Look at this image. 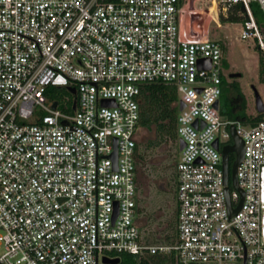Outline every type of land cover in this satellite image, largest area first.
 Masks as SVG:
<instances>
[{
	"label": "built area",
	"instance_id": "2783aa9c",
	"mask_svg": "<svg viewBox=\"0 0 264 264\" xmlns=\"http://www.w3.org/2000/svg\"><path fill=\"white\" fill-rule=\"evenodd\" d=\"M211 1L225 17L241 5V39L264 54L251 8L264 12V0ZM193 13L191 0H0V264H104L121 254L264 264V121L221 114L224 45L189 26ZM156 82L185 105V147L171 242L154 244L137 221V147L142 88ZM52 88L74 99L61 104ZM232 125L245 141L233 216L242 194L229 184L227 195L222 152Z\"/></svg>",
	"mask_w": 264,
	"mask_h": 264
},
{
	"label": "rangeland",
	"instance_id": "374dc122",
	"mask_svg": "<svg viewBox=\"0 0 264 264\" xmlns=\"http://www.w3.org/2000/svg\"><path fill=\"white\" fill-rule=\"evenodd\" d=\"M211 0H197L194 9L202 14V18L189 26L198 31L202 38L218 40L224 45L227 66L228 82L237 80L247 96L249 114H258L255 104L253 86L256 87L264 99V83L259 78V49L254 47L252 39H241V23L223 22L225 17L219 9L212 5ZM259 24H264V12L258 3H252ZM231 73H241L242 77L233 79ZM53 99L61 104L74 96L66 89L53 88ZM222 102V98H221ZM156 138L154 129H142L139 133L138 143L144 155L138 165L139 211L137 221L143 232L145 240H165L167 235H172L176 224L177 201V171L178 157L170 143H162L155 148H150L151 141ZM234 154V153H232ZM160 257V256H159ZM144 264H167L165 261L157 263L155 256L139 260Z\"/></svg>",
	"mask_w": 264,
	"mask_h": 264
},
{
	"label": "trees",
	"instance_id": "16d2710c",
	"mask_svg": "<svg viewBox=\"0 0 264 264\" xmlns=\"http://www.w3.org/2000/svg\"><path fill=\"white\" fill-rule=\"evenodd\" d=\"M243 9L238 5L230 10L228 17H221L223 22L241 23L243 17L239 12ZM259 78L264 83V54L259 51ZM225 66L227 62L225 61ZM53 90L50 89V92ZM222 102L220 112L223 117L229 121L241 122L244 125L255 126L261 121H264V113L250 115L249 102L247 96L242 90L241 84L234 80L232 83L228 82V78H224L222 87ZM221 100V99H220ZM140 131L142 129H154L156 138L151 141L150 148H155L162 143H170L175 150L176 155L180 153L179 137H178V116L180 113V101L177 94V89L174 86L166 85L164 83L156 82L143 86L140 97ZM144 157L140 143L137 147V165L140 159ZM179 160V157H178ZM178 160L176 162L178 163ZM235 160V154L230 155V164ZM148 241V240H147ZM150 243L171 242V236L167 235L165 240H152ZM119 264H144L139 259L131 254L119 255ZM157 263L162 260L167 264H173L170 259L155 256Z\"/></svg>",
	"mask_w": 264,
	"mask_h": 264
},
{
	"label": "water",
	"instance_id": "95a60500",
	"mask_svg": "<svg viewBox=\"0 0 264 264\" xmlns=\"http://www.w3.org/2000/svg\"><path fill=\"white\" fill-rule=\"evenodd\" d=\"M196 0H191L192 2V9H194V3ZM202 18V14L201 13H193L191 15V24L193 25L195 23L196 20L201 19ZM192 34L195 36L196 33L192 30ZM230 78L233 79H237V78H241L242 74L241 73H231L229 75ZM254 89V96H255V104H256V110L259 114H263L264 113V99L262 97V95L260 94V91L253 86ZM73 93L76 94V91L73 90ZM114 102L112 101H104V105H113ZM57 107V104L54 105V108ZM216 107H219V103L216 104ZM76 108V106L74 107ZM185 108L184 103L180 104V109L183 110ZM231 130V134H232V139H233V145H227L223 148L222 152H223V160H224V172H225V183L228 186L226 191H227V195L229 194V184H231L234 188H236L237 190H239L242 194V201L240 206L238 207V209L236 210H232L231 209V216L237 214V212L240 210V208L243 205V201H244V191L240 188L239 186V182H238V177H237V169L239 164L242 162V160L244 159V150H245V141L244 139L237 133V129L236 126L232 125L230 127ZM117 143V140H116ZM215 146L217 149H220V145H219V141L217 140L215 142ZM185 147V144L183 141L179 142V150L182 151ZM231 153H235V160L233 162V164H230V154ZM113 158L115 160V164H117V150L113 155ZM229 206H230V200H229ZM120 262V258H116V259H110V258H104V264H119Z\"/></svg>",
	"mask_w": 264,
	"mask_h": 264
},
{
	"label": "flooded vegetation",
	"instance_id": "af4514ba",
	"mask_svg": "<svg viewBox=\"0 0 264 264\" xmlns=\"http://www.w3.org/2000/svg\"><path fill=\"white\" fill-rule=\"evenodd\" d=\"M175 206H176V215H177V210H178V203H177V201H176ZM139 212H140V211H139ZM139 215H140V214H139ZM176 220H177V217H176Z\"/></svg>",
	"mask_w": 264,
	"mask_h": 264
}]
</instances>
